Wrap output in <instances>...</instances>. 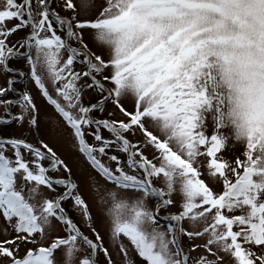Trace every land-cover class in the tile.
<instances>
[{
	"label": "snow or ice",
	"instance_id": "snow-or-ice-1",
	"mask_svg": "<svg viewBox=\"0 0 264 264\" xmlns=\"http://www.w3.org/2000/svg\"><path fill=\"white\" fill-rule=\"evenodd\" d=\"M0 72V264H264V0H3Z\"/></svg>",
	"mask_w": 264,
	"mask_h": 264
},
{
	"label": "rangeland",
	"instance_id": "rangeland-1",
	"mask_svg": "<svg viewBox=\"0 0 264 264\" xmlns=\"http://www.w3.org/2000/svg\"><path fill=\"white\" fill-rule=\"evenodd\" d=\"M2 2H3V0H0V3H2ZM23 35H24L23 31L18 32L16 34V36H14L12 39L15 40V39H17V37H20ZM85 39H86V41H88V39H89L88 33H85ZM66 55L67 54L64 53L65 57H66ZM10 64L14 67L22 68L26 72L28 71V68L26 67L24 60H19V61L13 60V61H10ZM76 68L79 70H82V66L79 64L76 65ZM5 79H6L5 74L3 72H0V85L4 84ZM16 87H17V89H22L24 87V84L18 82L16 84ZM28 87L32 91V94L34 96H36L37 103L42 105L44 102L40 99L39 95L37 94L38 90L33 86L31 81L28 82ZM9 96L11 97V94H9ZM89 98H91L90 95H89ZM110 110H112V106L108 105L106 112H105V115H107V111H110ZM11 111L13 113H18L20 111V109L18 106H13ZM3 115H4V109H3V107H0V116H3ZM0 129H2L3 133L6 136H12V135L19 136L21 134H23L24 136H28V133L24 129L19 128L15 122H13L12 124L7 125V126L0 125ZM212 131H213L212 124H211V121H209L208 134L210 135L212 133ZM222 132L225 135L228 134L227 129H223ZM104 135L107 136L108 133L105 131ZM28 138L30 140L32 139L31 136H28ZM48 142L50 143L51 146L54 147V149L58 152V154H60L61 157L63 159H65V161L68 163L69 167L72 169L73 179L79 183L80 190L83 192L85 198L89 201V203L93 206V215H94V217H96L97 216L96 205L94 203V197L96 196V193L93 190V185L90 181V177L95 176L96 174L93 172V170H91L88 167L87 164L84 163L82 157L80 155H78L77 152L72 150L71 145L67 140H56V139H53L50 134H48ZM233 145H234V141L231 138H229L227 140L226 148L223 150V153H222L225 157L234 158L235 156L240 155V153L242 151V146L239 144H235V146H233ZM51 175H53L54 177H61V176H64L65 174L63 173V171H60V172L51 173ZM97 179H99V178L97 177ZM101 183H102V181H101ZM156 184L162 188L164 187V182L162 179L157 180ZM42 191H44L47 194L46 189H42ZM172 198L175 200L179 199V197L175 196V195ZM153 199L154 198H150L148 200L149 206H151L153 204ZM175 211H176L175 208H169L168 209L169 213L175 212ZM159 217L161 220L158 219V223L160 225H163L166 227L168 221H167L163 211L161 212V215ZM97 226H98V228H100L102 235H104L105 234L104 228L100 226L99 221H97ZM185 227H191V226L187 222H185ZM84 230H85V232H87V229H84ZM105 241L107 242V236L106 235H105ZM196 243H201V241L197 240ZM184 244H185V246L188 245L187 238L184 239ZM81 247H83V246H81ZM83 255H85V251L77 252L75 254L76 258H75L74 264H78L79 259ZM192 255H197V253H192ZM60 258H61V253H57V260L59 261Z\"/></svg>",
	"mask_w": 264,
	"mask_h": 264
},
{
	"label": "water",
	"instance_id": "water-1",
	"mask_svg": "<svg viewBox=\"0 0 264 264\" xmlns=\"http://www.w3.org/2000/svg\"><path fill=\"white\" fill-rule=\"evenodd\" d=\"M158 219L161 220L160 217H158Z\"/></svg>",
	"mask_w": 264,
	"mask_h": 264
},
{
	"label": "trees",
	"instance_id": "trees-1",
	"mask_svg": "<svg viewBox=\"0 0 264 264\" xmlns=\"http://www.w3.org/2000/svg\"><path fill=\"white\" fill-rule=\"evenodd\" d=\"M3 126V125H2Z\"/></svg>",
	"mask_w": 264,
	"mask_h": 264
}]
</instances>
